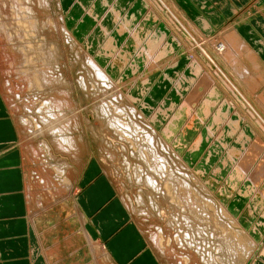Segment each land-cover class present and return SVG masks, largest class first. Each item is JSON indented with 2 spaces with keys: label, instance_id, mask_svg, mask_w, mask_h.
Segmentation results:
<instances>
[{
  "label": "rangeland",
  "instance_id": "obj_1",
  "mask_svg": "<svg viewBox=\"0 0 264 264\" xmlns=\"http://www.w3.org/2000/svg\"><path fill=\"white\" fill-rule=\"evenodd\" d=\"M149 1L151 2L150 9L152 11H149V15L145 17V20H148L150 18H153L152 21L155 20V18L151 14L153 12L155 16L157 18H160L164 24H166L173 30H176L178 33L182 34L181 36L182 38H184V40H182V44L187 48L186 50L187 53H184L185 51L184 50L183 52L174 55L176 57H173V59L177 60L183 57V58H187L189 61L191 58H197L198 60H200L204 68H206L210 72L209 74L213 75L214 77L216 76L218 79H221V85L223 86V89H226L230 92L229 94L230 97L228 98V100H230V98L232 99L231 102H233L234 108L236 107V102L234 101L236 99L241 103L243 108L247 109V111L250 113V115L253 118L257 119L259 125L263 127L262 130L264 132V120L262 119L263 118L261 116L262 114H260V111L258 112V110H256L254 106H252V104L246 98V95H249L251 99L255 102V104L257 103L256 105L260 110L261 108L264 109V106L259 102V99H261L264 96V72L260 68L261 65L259 66L258 62L257 63L254 62L251 65L248 63L246 59L244 61H242L241 59L238 60L237 57L240 56L241 54L244 56L246 55L245 52L246 50L236 45L239 47L238 49L236 46L231 44L230 40H225L226 33L222 35V37L221 35L216 36L215 34L207 38L203 37L199 39V37L195 36L193 32H190V30L186 28L184 23L182 24V22H180L181 25L173 24L174 22L169 15L171 14V10L172 11L174 10L172 8L170 10V6L168 5V2L166 0H149ZM95 2L96 0H92V4L90 5V7L95 6ZM27 3L28 5L26 6L29 7L30 10L32 9L33 14L36 15V17L38 16L37 18L39 23H44L43 27L39 25L38 27L39 29H37L36 32L37 35H35L34 40L32 41L33 42L35 41L34 43H37V41H39L41 42L42 45L43 44L46 45L47 43H49V45L54 51V55L57 53L55 55L57 56V58L53 55L56 58L55 59L54 57H52L53 63H51V65H48L46 68H40V70L38 71L40 73H38V78L36 79V81H31L29 79V70L31 69L27 67L25 59L22 58L20 54H18V47L16 45L18 44L21 45V43H18L17 40L13 39L12 37L13 30L11 28H8L10 14L8 11H4V13L0 15V17H4L0 21V24L2 23L5 27L4 30L7 31L5 33H3V31H0V55L4 54L2 55V57L4 56L7 60L5 59L6 61L5 60L2 61L3 59L0 57V91L3 95V99L6 103V106L8 107L9 114L14 119V122L17 125V129L19 131V136H20L19 144L21 145L23 151L22 152L23 157L25 156L24 157L25 167L27 170L28 183H29V193H27V197L29 198V221L34 237L35 239H37L38 251L43 257L45 264H113L110 261V259L107 258V256L105 255L101 246H99L96 242L92 241L87 234L85 235L83 233L78 216L75 215L73 211L74 208L73 196L80 188L78 182L79 177L84 169V166H86L89 160H91V162H95L101 165L103 171L106 173L111 183L113 184L117 195L129 210L132 218L139 226L141 232L147 239L149 245L157 253L162 264H179V263L183 264L182 257H186L188 259L190 257V259L188 260L189 261L188 264H207V263L208 264H221V263L247 264L249 262V259H251L253 252H251V256L249 253L248 257L246 256L238 261L237 259L232 258L233 257L231 256L232 253L228 251L229 250L228 244H226L222 239H220L219 235H217V232L215 231L217 228V223L218 225L221 224L220 221L214 220L215 216H217L215 217V219L219 220L218 215L213 209H209V206L206 205V203L204 204V200H206L207 198V200L210 199L211 201H216L218 204L220 203V205H222L224 208H227L225 203L220 202V200L216 198V193H215L216 189L211 190V188L209 187L210 183L206 182V180L211 181V179L216 178V176L213 174L212 169H214L217 162L220 160V157L216 159L213 158L214 165L205 174H203L204 176L203 178L201 177V171L199 169L196 170L197 168L196 162L199 160L200 155L195 156V154L199 152L198 149L201 147V144L203 143L201 142L199 135L205 129L206 124L200 125V127H198L197 132L194 133L192 132L193 133L192 135H190L191 133L186 132L187 134L189 133L188 139L190 136L191 139L187 144L185 140L186 145L184 147L182 146V144L184 143H183V139L180 138L181 137L180 135L175 140L172 139V135L174 131L176 136L178 135V130H179L178 128L179 124L174 123L176 121L175 116L171 117L169 121L171 124L167 123L164 129H162L161 131L162 134H161L159 132L160 126L155 127L154 126L155 122L154 121L152 122V120L154 119L153 118L154 114L156 115L155 121L156 120L160 121L163 118H165L162 109H157V107H155L153 110L157 109L155 111L156 113L154 112L152 114L151 120L150 119L148 120V117L146 116V110L147 109L149 110V108L145 106L146 103L143 105V110H139L140 103L138 102V100H140L143 97H146V95L143 93L144 88L141 89L139 88L140 91L138 93L136 86L132 88L133 86V82L131 81L132 78L129 79L128 77L126 79V76L130 75V72L138 68V64L136 62L138 60L140 62L141 61L140 59L138 60L136 59L137 61L134 62L133 66L130 61L129 64L125 67L129 55H127L128 53L126 55L122 53L123 52L122 47L117 48L116 46H114L117 54L115 52L113 53V55L109 54L108 56L107 55L105 56L103 54L100 55V52L104 46L98 47L99 40H95L94 38V40L96 41L95 45H92L89 42H87V44L85 43L86 44L85 45L83 39L75 38L70 31L71 29L68 28L66 24L65 13H67L66 12L67 7L66 6L64 7L63 0H49V1L47 0L46 2L47 6L46 4H43L39 8L38 7L32 8L30 5L32 4L31 0L28 1ZM6 9H7V5H6ZM86 12L87 9L83 7V15H85ZM156 12L158 14H156ZM87 15L92 17L90 13ZM160 15H162V18ZM49 17H52L53 19ZM99 18L101 17L98 16L96 18L98 19V21L96 20V22L100 21ZM112 19H113V13H112ZM47 21L48 23L49 21H52V24H50L49 26L48 23L46 24ZM132 21L129 20V21L121 22L120 19V22L117 23V25L121 26L117 31L118 34L123 32L124 26L126 29H129L131 26L130 30L131 31L133 30L132 33L133 34L135 33L134 35L136 36H134L135 38H132V40L129 41H131L132 43L136 42L135 47L137 49H135V51H137L138 49L141 51H145L147 49L146 44H148L149 41L151 40V42L155 43V47H156L155 50L156 54H153V56L156 55V61L153 59L152 60L153 62L157 63L165 56L164 53L162 54L164 56H160V54L158 53H160L161 50L163 49L164 51H166V53L168 52V48L166 46L167 43L166 42L164 43V37L166 33H163L160 29L158 32L152 31L149 34L148 39H146L147 41L144 40L139 42L137 40H142L145 37V35L148 33L149 29L147 30L144 26H142L139 30H137L138 26H133ZM113 22L115 23V21ZM131 22L132 25H130ZM53 23L56 29L52 26ZM45 24L48 26H45ZM102 24L103 23L101 24L99 23L98 25L99 31H100V26H102ZM171 34L174 33L171 31ZM8 37H11L13 40H8L7 39ZM172 38H173L172 42L179 41L176 35H173ZM152 39H156V40H152ZM222 40H224L225 43L221 42ZM107 41L106 42L104 41L103 44L105 45ZM241 42L243 41L241 40ZM114 44L117 45L115 42ZM90 46H92L93 48H96L95 46H97L96 48L97 50L95 51V49L90 48ZM244 47H246L250 51L249 55L254 57L253 52L245 45V43H244ZM98 48L100 49L98 50ZM158 49L160 52L158 51ZM230 49H232L233 52H235L236 54L233 53ZM221 52L224 53V56L236 57L234 62L233 61L229 62L232 65V67L230 64H228V61H226L225 57L222 55ZM121 53H122V57L124 56L123 58L124 60L120 59V61H118L117 63L114 62L115 60L113 59L116 58V56H118ZM87 56H89L90 60L95 61L96 64H98L100 69L107 74L106 77H99L96 74L95 70L88 63ZM126 57L127 59L125 60ZM173 59L171 60L168 59L164 62L161 61L160 64L162 65L163 63H167V65H169L171 61L174 62L175 64L176 62ZM122 61H124L123 64L121 63ZM10 62L11 63L14 62L13 63L14 67H12V64H9ZM112 62H114L115 64ZM118 64L120 67L118 71H116L115 73L114 72L116 69L115 66L117 65L118 67ZM146 67L149 68L148 66ZM125 68L127 69L126 71H124ZM195 68L196 67L191 69L190 71L191 73L188 74V77H185L186 80L188 79L192 80L193 77H191V75L192 74L194 75L195 74L194 72L197 71V69L194 71ZM49 69H51L50 72ZM130 69L132 70L130 71ZM154 70H157V68H154ZM223 70L225 72H223ZM227 71L232 75V77H234L239 82V85H236L232 82L230 75L227 73ZM51 72H53L54 77L52 76ZM42 73H44L45 76H43L44 74ZM145 74L148 75L147 72H145ZM163 76H165V73ZM136 77L135 80L142 78L139 75ZM54 81H56V83ZM141 81H145V78L144 79L142 78L139 82L137 81L136 85L139 86L138 83H141L140 85H143ZM84 83L86 86L84 85ZM122 83L124 86L122 85ZM127 85L128 87H126ZM48 87L51 88L49 89ZM93 87L95 89H93ZM238 87L243 89V91H245L247 94L241 92V90H239ZM210 89L211 87H209V90ZM42 90L45 92L42 93ZM115 90L120 95L117 92H115ZM208 92L213 97L214 95L216 97V93L214 92L215 93L214 94L212 89ZM177 93L180 92L177 91ZM221 96L222 97L216 103L218 106H220L223 100H225V98L227 97L226 93L222 89H221ZM55 98L57 100H55ZM44 99H46L47 101ZM138 103L139 106H137ZM211 104L212 103H210V106ZM233 104L230 103L229 105L233 107ZM107 105L115 107L117 109V112H114L113 108ZM181 107L182 108L185 107L184 104H182ZM126 108L128 109V111ZM234 108H232V110H234ZM101 109H102V113L99 114L98 111L100 110L101 112ZM131 109H134V111L132 112ZM232 110L230 109L229 111L231 114H232ZM47 112L48 113L50 112L49 114L51 113L53 114L50 115L52 118L48 116L49 114ZM58 114L60 115V117ZM139 114L141 116H139ZM39 115L41 117H39ZM54 115L55 116L57 115V118H59V120ZM113 115H115L119 119ZM123 115H125V117ZM66 116L67 118L68 117L69 118L66 119ZM70 116L71 118L73 116V118L71 119ZM125 119H127V121H125ZM116 121H120V122L122 121L121 123L124 122L127 123V126L123 127L125 128L126 133H122L120 128L117 129L118 127ZM147 121H149L150 125H148L149 123H147ZM114 122L116 125L114 124ZM48 123L54 126L53 130L47 129ZM138 123L141 125H139ZM135 125L142 127V131H140L141 130L140 128H137L138 132H134L133 126ZM55 126L56 127L58 126L57 128H59L63 132H60L59 129L56 130ZM148 126L149 128L153 129V132H150V134L148 129H143ZM61 128H65V129L63 130ZM187 128L190 131L195 130L192 124H189ZM56 133H58V135ZM151 133L156 138H154V136ZM147 135L148 137L150 136L153 138L152 142L149 140ZM202 135H203V139H206L205 136L208 137L206 133ZM214 138L216 137L214 136L208 137L209 145L213 144ZM154 140L156 141L154 142ZM140 141L143 143H141ZM58 142L60 145L58 144ZM72 142H74V144L76 145H73ZM149 142L153 144H150ZM154 144L157 146V148ZM140 146L143 149H141ZM206 146L208 145L206 144ZM144 149L146 151H144ZM151 149H153L154 153L153 151H151ZM155 150L157 151L155 157H158L156 158L157 159L156 162L159 163L160 160V163L158 165L161 168V172L159 171V173L158 172L156 173L154 171L155 170L154 166L156 165H151V163L153 164L152 161H154L152 156L156 153ZM188 150L189 153H191V155L185 156ZM158 153L161 154V156L158 155ZM148 155L150 156V159H152L151 161ZM212 155L213 154L210 153L206 156V158L204 157L205 160L203 158V162L207 163L212 158ZM233 162L234 161L228 157L227 159H223L222 162H220V164L222 163L221 165L222 167H224L225 170H227V168L231 165V168L229 169L230 171L226 175L227 177L229 176L230 181L232 180L236 182V181L245 180L246 178H249L251 177V175L254 174L252 172L250 173V175L247 174L249 170H244V173L241 172L238 173L236 171V168L239 167L244 169V167H240V165L237 162L236 163ZM250 164L252 165V163ZM251 165H249L248 168ZM140 167L143 168L141 169ZM222 167L216 168L215 173L216 174L219 173V170ZM171 169L173 170V172ZM148 171H151L150 173L152 174L153 172L155 173L153 177L152 174H150ZM146 172L148 173V175H146ZM161 173L163 176L161 175ZM182 173L184 176L182 175ZM185 176L186 177L188 176L189 178L188 177L185 178ZM161 177L162 179H159ZM169 177L172 179H170ZM182 177H184V179ZM148 178H151L153 180V184L155 182L158 184L159 183L163 184L164 187L167 189L162 187L163 185L160 184L159 186H157L158 184H154L152 187L151 184H148ZM170 180L173 182H171ZM185 180L188 183L189 181H191L192 183L190 182V184H188ZM221 181H224V179H222ZM169 182L171 184H168ZM195 183H197V185ZM185 184L187 185V188ZM191 184H193L194 188ZM199 184L202 186L201 187L202 189L200 188ZM179 185L180 186L183 185L182 187L188 190L190 189L189 190L190 192L187 193L186 189H182V187L179 188L178 187ZM159 188L161 189L159 191L160 193L158 192ZM169 188L172 190L170 191ZM174 188L176 189L174 190ZM178 189L179 192H177ZM191 189H194L195 192H193L194 190ZM181 190L183 192L185 191L186 193L185 192H184L185 194L182 193ZM198 190H200V192ZM162 192L164 197L163 195H161ZM196 192L198 194H196ZM250 192L253 193L254 198H257L259 199V201H261L262 196L261 193H259V191L257 192L255 189H250ZM176 193H178L177 194L178 197ZM180 194H182V196ZM185 195H187L188 198ZM165 196L166 197L168 196L167 197L168 199L165 198ZM179 196L183 198L186 197L187 199H183L180 197L179 200L178 199ZM201 196L203 199L201 198ZM241 196H248V191H246L245 193L241 192ZM170 197L172 198V200L175 197L174 201L178 204L174 205L175 202L172 201ZM191 200L193 203H191ZM228 200L231 201L232 198L229 197ZM180 201L182 202L180 203ZM200 201L203 202V204ZM190 203L193 204V206H191ZM180 205H183V207H180ZM194 205H196L197 208ZM192 207L194 209L191 210ZM200 207H203L201 208L203 211L200 209ZM197 209H198V213L196 212ZM190 210L191 213L194 210L196 214H199L198 217H195L196 214L195 216L192 215L193 213L191 214ZM204 211L206 212L204 213ZM212 211L215 216L213 215ZM204 214H206V217ZM184 218H187V220L185 221ZM37 219L39 220L40 223L42 222L41 225L40 223H38ZM212 220L214 221V224ZM213 226L215 227V229L213 228ZM198 230L201 231V234L199 233L200 231L197 232ZM185 232H187L190 236ZM195 232H197V234ZM185 235L189 237L186 238ZM182 236L186 239H184ZM226 245L227 247H225ZM223 248L224 251L225 249H227L226 250L227 252L225 251L224 253V251L222 250ZM227 255L228 257L229 256L230 257L229 258L226 257Z\"/></svg>",
  "mask_w": 264,
  "mask_h": 264
},
{
  "label": "crops",
  "instance_id": "obj_2",
  "mask_svg": "<svg viewBox=\"0 0 264 264\" xmlns=\"http://www.w3.org/2000/svg\"><path fill=\"white\" fill-rule=\"evenodd\" d=\"M166 1L170 6V10L171 8L174 10H171L169 15L174 22L173 24L181 25L180 22L184 23L186 28L199 39L215 34L222 37L225 32L233 31L238 35L239 40H242L253 52L259 63L258 65H261L260 68L264 72V0ZM63 3L64 7H67V13H65L66 24L71 29L73 36L77 39H83L84 44L89 42L95 45V40H99L98 47L103 46L104 41L106 42L111 38L117 44V48L122 47L123 50L122 48L121 50L126 51L129 55L125 67L130 61L132 66L134 65V62L139 59L140 50L135 51L133 43L129 41L136 36L130 30L131 26L129 29L124 26L123 32L118 34L117 31L120 25H117V23L120 22V19L121 22L133 20V26H138L137 30L142 26L147 30L149 29L142 39L143 41L147 39L152 31L158 32L160 29L163 33H166L164 37V43H167L168 48L166 55L154 67L150 68H147L146 65L150 63L152 57L145 55V60L136 62L138 68L126 76V79L128 77L133 79H131L133 82L132 88L136 86L138 93L141 88H144L143 93L146 97L138 100L140 103V106L139 103L137 104L140 108L138 109L143 110V105L146 103L145 106L149 108V110H146L148 120H151L152 114L157 109H162L165 118L160 121L156 120L154 123L155 127L160 126V129L158 128L160 133L167 123L171 124L169 122L171 117L175 116L176 121L174 123L179 124V130L176 136L174 131L172 139L175 140L180 135V138L183 139V147L191 139V136L188 139V134L191 133L190 135H192L197 132L200 125L206 124L205 129L199 135L203 143L199 148L200 150L198 149L199 152L195 154V156L200 155L199 160L196 162V170L201 171V177L203 178V174L214 165L213 158L220 157V160L212 169L216 178L211 179V181L206 180V182L210 183L211 190L216 189V198L226 204L227 209L231 210V215L236 218L242 228L254 240L256 247L247 264H264V132L257 119L253 118L236 99L234 100L236 102L234 108V104L231 102L232 99L228 100L230 92L223 89L221 79L209 74L210 72L204 68L200 60L191 58L189 61L183 57L177 60L173 59V57H176L174 55L184 50V53H187V48L182 44L184 38H182V34L164 24L153 12L151 14L155 20L152 21L153 18L145 20V17L149 15V11H152L149 0H106L103 6L96 0L93 7H90L92 0H77V2L76 0L74 2L73 0H63ZM83 7L87 9L85 15H83ZM111 10L119 12L120 16H115L112 20ZM91 11L96 12L97 16L101 17L99 22H96V17L92 18L87 15ZM156 14L158 13L156 12ZM160 16L162 18V15ZM132 22L129 24L132 25ZM99 23H103L102 26L105 30L107 29L104 35L101 30L99 31ZM169 30L174 34H171ZM173 35H176L181 43L179 41V44L177 41L172 42ZM95 47L97 48V46ZM90 48L97 50L92 46ZM146 59L147 62L144 63ZM168 59H173L176 63L174 64L171 61L169 65L167 63L160 64L161 61L164 62ZM121 63H124V61ZM119 67L118 64L115 73ZM194 67L197 71L194 75H191L192 80H186L185 77H188ZM154 68H157V70H154ZM126 70L125 68L124 71ZM223 72L225 71L223 70ZM164 73L165 76H163ZM227 73L230 75L232 82L239 85V82L228 71ZM138 75L143 79L145 78V82L141 81L143 85H140L141 83H138L139 86L136 85L137 81L139 82L142 79L135 80ZM202 79L204 82L201 81ZM209 87H211L213 93H216V97H213L207 91ZM238 88L241 92L247 94L243 89ZM221 89L227 97L218 106L216 103L222 97ZM177 91L180 93H177ZM246 98L258 112L260 111L264 120V109L261 108L260 110L256 105L257 103L255 104L249 95H246ZM210 103H212L211 106ZM230 103L233 104V107L229 105ZM182 104L185 107L182 108ZM155 107L157 109L153 110ZM230 109L232 114L229 112ZM234 122L237 124L235 125ZM189 124H192L195 130L190 131L187 128ZM231 124L236 130L232 128ZM231 130H234V133ZM205 133L208 134V137H216L212 145L208 144V137L205 136L206 139H203L202 134ZM244 135L246 138H244ZM19 140L17 125L10 116L0 91V264H45L38 251L37 239H35L30 226L29 198L27 197L29 183L25 167V156L23 157ZM252 145H257L260 148L255 146L254 150ZM233 151L236 152L233 153ZM209 153L213 154L212 158L207 163L203 162V158H206ZM238 153L241 155L234 157ZM186 155H191L189 150ZM227 157L237 162L240 167L247 166V161L250 160L252 167L247 168L249 170L247 174L250 175L252 172L256 175H252L251 179L249 177L241 181H230L229 176L226 175L230 171L231 165L225 170L221 165L222 163L220 164ZM218 167L222 168H219V173L216 174L215 170ZM222 179L224 181H221ZM78 182L80 188L73 196L74 214L78 216L83 233L101 246L105 255L113 264H162L157 253L149 245L139 226L132 218L129 210L117 195L113 184L100 164L89 160L84 166ZM250 189H255L261 193V201L254 198ZM246 191H248V196H241V192L245 193ZM229 197L232 198L231 201L228 200Z\"/></svg>",
  "mask_w": 264,
  "mask_h": 264
},
{
  "label": "bare ground",
  "instance_id": "obj_3",
  "mask_svg": "<svg viewBox=\"0 0 264 264\" xmlns=\"http://www.w3.org/2000/svg\"><path fill=\"white\" fill-rule=\"evenodd\" d=\"M1 1H3V2H1ZM28 1H30V0H0V15H2L3 13H4V11H8L9 12V14H10V16H9V23H8V28H11L12 30H13V33H12V37H13V39L14 40H17L18 41V43H21V45L20 44H18V45H16L17 47H18V54H20L21 56H22V58H24L25 59V61H26V64H27V67L29 68V69H31V70H29V79L31 80V81H36V79L38 78V73H40V72H38L39 70H40V68H46L48 65H51V63H53L52 62V57H54L55 55H54V51H53V49L51 48V46L49 45V43H47L46 45L45 44H41V42H39V41H37V43H34L32 40H34V37H35V35H37V29H39L38 27H39V25L40 26H44V23H39V21H38V16L36 17V15H34L33 14V11H32V9L30 10V8L29 7H27L26 5H28ZM32 1V4H30L31 5V7L32 8H39V7H41L43 4H46V2H47V0H31ZM49 1V0H48ZM5 2V3H4ZM98 2L100 3V4H102V5H104L105 3H106V0H98ZM31 3V2H30ZM6 5H7V9H6ZM45 6V5H44ZM46 6H47V4H46ZM46 10V9H45ZM111 12L113 13V18H115V16L116 17H118L119 16V12H117V11H113V10H111ZM90 14H91V16H92V18H94V17H98L97 16V13L95 12V13H93V11H91L90 12ZM40 17V16H39ZM2 18H4V17H0V21L2 20ZM49 18H52V17H49ZM95 18V20H97L98 21V19H96ZM41 19V18H40ZM44 19V18H43ZM53 19V18H52ZM99 19H101V18H99ZM48 20V19H47ZM50 20V19H49ZM113 20V19H112ZM115 20H117V18L115 19ZM48 23V21L46 22V24ZM45 24V26H48V25H46ZM49 26H50V24H52V21H49ZM54 28H55V26H54V23H53V25H52ZM121 27V26H120ZM4 25L1 23L0 24V31H3V33H5L7 30H4ZM7 28V29H8ZM53 28V29H54ZM52 29V28H51ZM56 29V28H55ZM60 29V28H59ZM62 30H63V28H62ZM100 30H102V33H106V30H105V28L103 27V26H100ZM133 31V30H132ZM50 32V31H49ZM36 33V34H35ZM42 33V32H41ZM63 33V32H62ZM226 33V36H225V40H230V42H231V44L232 45H234V46H236V45H238L239 47H242L244 50H246L245 52H246V55L244 56V55H242L241 54V52H240V56H238L237 57V59L239 60V59H241L242 61H244L245 59L248 61V63L249 64H253L254 62L255 63H257V60H256V58L255 57H252V56H250L249 55V50L246 48V47H244V43L243 42H241V40H239V37H238V35L237 34H235L233 31H231V30H229V31H227V32H225ZM47 34V33H46ZM103 34V35H104ZM135 34V33H134ZM67 37V36H66ZM108 38V37H107ZM106 38V39H107ZM8 40H13L11 37H8L7 38ZM37 39V38H36ZM42 39V38H41ZM109 39V38H108ZM147 39H148V37H147ZM40 40V39H39ZM45 40H46V38H45ZM152 40H156V39H152ZM137 41H139V42H141V41H143V40H137ZM145 41H147V40H145ZM113 42V40L110 38L108 41H107V43L105 44V45H103L104 47L102 48V50H101V52H100V55H113V53H115L116 51H115V48H114V46H116L115 44H114V42ZM221 42H223V43H225V41L224 40H222ZM42 43H43V41H42ZM144 43V42H143ZM53 44V43H52ZM133 45H134V48L135 49H137L136 47H135V45H136V42H134L133 43ZM139 45V44H138ZM13 46H15V45H13ZM45 48H44V47ZM54 46V45H53ZM52 46V47H53ZM238 46H236L238 49H239V47ZM16 47V48H17ZM146 47H147V49L145 50V51H141L140 50V52H139V59L140 60H145V55H149V56H151L152 57V59L153 60H155L156 61V55H154L153 56V54H156V52H155V50H156V47H155V43H153V42H151V40L149 41V43L148 44H146ZM158 47V46H157ZM164 47V46H163ZM140 48V47H139ZM2 49V48H1ZM14 49V48H13ZM45 49H47V50H45ZM143 49V48H142ZM139 50V49H138ZM232 52H233V50L232 49H230ZM158 51H159V49H158ZM157 51V52H158ZM55 52H56V50H55ZM126 51H124V52H122L124 55H126L127 54V52L125 53ZM146 52H148V53H146ZM160 52V51H159ZM248 52V53H247ZM122 53L121 54H119L118 56H116V58H114L113 60H115L114 62H118V61H120V59H122V60H124L123 58L124 57H122ZM165 54L166 55V51H164V49L163 50H161V52L160 53H158V54H160V56H164V55H162V54ZM203 53V52H202ZM222 53V55L224 56V53L223 52H221ZM233 53H235V52H233ZM116 54H117V52H116ZM236 54V53H235ZM235 54H233V55H235ZM2 55H4V54H2ZM2 55H0V57L3 59L2 61H4L6 58L3 56L2 57ZM54 55V56H53ZM159 56V57H160ZM56 58H57V56H55ZM54 57V58H55ZM146 57H148V56H146ZM159 57H157V58H159ZM167 57V56H166ZM203 57V56H202ZM205 57V56H204ZM225 57V59H226V61H228V64H230L229 62L230 61H235V59H236V57H228V56H224ZM241 57H243V58H241ZM55 58V59H56ZM91 58V57H90ZM119 58V59H118ZM206 58V57H205ZM9 59V58H8ZM55 59H53V60H55ZM102 59V58H101ZM127 59V57L125 58V60ZM150 60L149 62L150 63H148L146 66H148L149 68L150 67H154L155 65H156V62H153V60ZM207 59V58H206ZM7 60V59H6ZM5 60V61H6ZM107 60V59H106ZM113 60H111V61H113ZM57 61V60H56ZM87 61H88V63L92 66V68L95 70V72H96V74L99 76V77H106V73H104L103 72V70H101L100 69V67L98 66V64H96V62L95 61H92V60H90L89 59V56H87ZM86 61V62H87ZM110 61V62H111ZM158 61V60H157ZM114 62H112V63H114ZM126 62V61H125ZM147 62V59H146V61L144 62V63H146ZM4 63V62H3ZM14 62H10L9 64H12V67H14V64H13ZM115 64V63H114ZM123 64V63H122ZM241 64V63H240ZM54 65V64H53ZM231 65V64H230ZM243 65V64H242ZM213 66V65H212ZM51 67V66H50ZM110 67V66H109ZM231 67H232V65H231ZM116 68H117V65H116ZM215 68V67H214ZM55 69V68H54ZM92 69V70H93ZM44 70V69H43ZM196 70V68L194 69V71ZM213 70V69H212ZM46 71V70H45ZM51 71V69H49V72ZM42 72V71H41ZM90 72H92V71H90ZM52 73V76H53V72H51ZM55 73V72H54ZM57 73V72H56ZM191 73V72H190ZM195 73V72H194ZM42 74H44V73H42ZM203 74V73H202ZM56 75V74H55ZM103 75H105V76H103ZM39 76H40V74H39ZM42 76V75H41ZM43 76H45V74L43 75ZM50 76V75H49ZM89 76V75H88ZM54 77V76H53ZM209 77V76H208ZM49 78V77H48ZM95 78V77H94ZM97 78V77H96ZM42 79H43V77H42ZM50 79V78H49ZM81 79V78H80ZM87 79V78H86ZM105 79V78H104ZM203 79H204V77H203ZM202 79V81L204 82V80ZM209 79V78H208ZM40 80V79H39ZM45 80V79H44ZM43 80V81H44ZM55 80H58V79H55ZM85 80V79H84ZM97 80H100V79H97ZM97 80H95V81H97ZM189 80V79H188ZM94 81V82H95ZM205 81H206V79H205ZM46 82H48V81H46ZM45 82V83H46ZM50 82V81H49ZM55 83H56V81H54ZM111 82V81H110ZM124 82V81H123ZM143 82V81H142ZM145 82V81H144ZM41 83V82H40ZM40 83H39V85H40ZM54 83V84H55ZM58 83V82H57ZM59 83H60V81H59ZM82 83H83V81H82ZM99 83V82H98ZM179 83V82H178ZM187 83V82H186ZM206 83V82H205ZM208 83V82H207ZM51 84V83H50ZM49 84V85H50ZM78 84H80V83H78ZM225 84V83H224ZM56 85V84H55ZM54 85V86H55ZM84 85H85V83H84ZM105 85V84H104ZM122 85H123V83H122ZM121 85V86H122ZM229 85V84H228ZM58 86V85H57ZM62 86V85H61ZM86 86V85H85ZM124 86V85H123ZM81 87V86H80ZM79 87V88H80ZM84 87V86H83ZM88 87V86H87ZM110 87H111V85H110ZM113 87V86H112ZM130 87V86H129ZM230 87V86H229ZM41 88V87H40ZM49 88V87H48ZM51 88V87H50ZM49 88V89H50ZM55 88V87H54ZM85 88V87H84ZM47 89V88H46ZM93 89H95L94 87H93ZM97 89V88H96ZM124 89V88H123ZM31 90H32V88H31ZM34 90V89H33ZM85 90V89H84ZM87 90V89H86ZM98 90V89H97ZM103 90V89H102ZM107 90V89H106ZM211 90V89H210ZM209 91V90H208ZM43 92H45V91H43L42 90V93ZM63 92H65V91H63ZM113 92H114V90H113ZM115 92H117L116 90H115ZM40 93V92H39ZM68 93V92H67ZM110 93H111V91H110ZM118 93V92H117ZM199 93V92H198ZM208 93V92H207ZM119 94V93H118ZM215 94V93H214ZM115 95V94H114ZM120 95V94H119ZM43 96V95H42ZM100 96V95H99ZM127 96V95H126ZM96 97V96H95ZM119 97V96H118ZM128 97V96H127ZM214 97H215V95H214ZM53 99V98H52ZM120 99V98H119ZM118 99V100H119ZM122 99V98H121ZM129 99V98H128ZM130 99H131V97H130ZM129 99V100H130ZM44 100H46V99H44ZM54 100V99H53ZM55 100H57L56 98H55ZM126 100V99H125ZM47 101V100H46ZM59 101V100H58ZM100 101V100H99ZM111 101V100H110ZM131 102V101H130ZM259 102L264 106V96L261 98V99H259ZM58 103V102H57ZM60 103V102H59ZM105 103V102H104ZM113 103V102H112ZM38 104H41V103H38ZM63 104V103H62ZM116 105V104H115ZM43 106V105H42ZM107 106H109V105H107ZM45 107H46V105H45ZM54 107V106H53ZM63 107V106H62ZM109 107H112L113 108V111L114 112H117V109L115 108V107H113V106H109ZM145 107V106H144ZM38 108V107H37ZM49 108V107H48ZM45 109V108H44ZM50 109V108H49ZM127 109V108H126ZM98 110V109H97ZM120 110H121V108H120ZM132 110V112L134 111V109H131ZM64 111V110H63ZM62 111V112H63ZM127 111H128V109H127ZM126 111V112H127ZM130 111V110H129ZM43 112V111H42ZM99 112V114L100 113H102V109H101V112H100V110L98 111ZM131 112V111H130ZM48 113V112H47ZM47 113H45V114H47ZM50 113V112H49ZM48 113V114H49ZM60 113V112H59ZM65 113V112H64ZM111 113V112H110ZM124 113H125V111H124ZM129 113V112H128ZM156 113V112H155ZM62 114V113H61ZM81 114V113H80ZM79 114V115H80ZM135 114V113H134ZM140 114H141V112H140ZM139 114V116H141ZM252 114V113H251ZM50 115H53L52 113L51 114H49L48 116H50ZM59 115V114H58ZM102 115V114H101ZM137 115V114H136ZM37 116V115H36ZM43 116V115H42ZM55 116V115H54ZM99 116V115H98ZM113 116H115V115H113ZM124 117H125V115H123ZM133 116V115H132ZM164 116V115H163ZM39 117H41L40 115H39ZM47 117V116H46ZM51 117V116H50ZM56 118H57V115L55 116ZM59 117H60V115H59ZM116 117V116H115ZM45 118V117H44ZM52 118V117H51ZM69 118V117H68ZM67 118V116H66V119H68ZM70 118H71V116H70ZM72 118H73V116H72ZM71 118V119H72ZM100 118V117H99ZM116 118H118V117H116ZM121 118V117H120ZM128 118V117H127ZM131 118V117H130ZM153 120H152V122L154 121L155 122V118H156V115L154 114L153 115ZM58 120H59V118H57ZM57 119H56V121H57ZM66 119H65V121H66ZM74 119H76V118H74ZM105 119V118H104ZM119 119V118H118ZM44 120V119H43ZM49 120V119H48ZM70 120V119H69ZM55 121V122H56ZM71 121V120H70ZM73 121V120H72ZM125 121H127V119H125ZM40 122V121H39ZM59 122V121H58ZM85 122H86V120H85ZM122 122V121H121ZM120 121H116V123H117V129H119L120 128V130H121V132L122 133H126L125 132V128H123V127H125V126H127V123H121ZM138 122V121H137ZM143 122V121H142ZM151 122V121H150ZM63 123H64V121H63ZM68 123V122H67ZM72 123V122H71ZM70 123V124H71ZM147 123H149V121H147ZM230 123V122H229ZM235 123V122H234ZM35 124V123H34ZM114 124H115V122H114ZM139 124V123H138ZM233 124V123H232ZM231 124V125H232ZM237 123H235V125H236ZM48 125V128L47 129H49V130H53L54 129V126L52 125V124H47ZM62 125V124H61ZM116 125V124H115ZM137 125V124H136ZM133 126V128H134V132H138L137 130V128H140L141 130L140 131H142V127H140V126ZM139 125H141V124H139ZM148 125H150V123L148 124ZM40 126V125H39ZM113 126V125H112ZM145 126V125H144ZM143 126V127H144ZM36 127V126H35ZM38 127V126H37ZM41 127V126H40ZM56 127V126H55ZM58 127V126H57ZM56 127V130L57 129H59V128H57ZM64 127V126H63ZM68 127V126H67ZM69 127H71V126H69ZM235 127V126H234ZM237 127V126H236ZM232 128H233V125H232ZM46 129V130H47ZM61 129H65V128H61ZM116 129V130H117ZM143 129H148L149 130V134H150V132H153V129L152 128H149V126L148 127H146V128H143ZM231 129V128H230ZM229 129V130H230ZM233 129H235V128H233ZM40 130V129H39ZM45 130V129H44ZM60 130V129H59ZM58 130V131H59ZM66 130H67V128H66ZM69 130V129H68ZM226 130V129H225ZM236 130V129H235ZM113 131V130H112ZM233 133H234V130H231ZM41 132H42V130H41ZM40 132V133H41ZM60 132H63L62 130H60ZM70 132V131H69ZM230 132V131H229ZM115 133H117V132H115ZM228 133V132H227ZM240 133V132H239ZM57 135H58V133H56ZM148 134V133H147ZM152 134V133H151ZM241 134V133H240ZM131 135H133V134H131ZM144 135V134H143ZM142 135V136H143ZM153 135V134H152ZM208 135V134H207ZM210 135V134H209ZM224 135V134H223ZM128 136V135H127ZM130 136V135H129ZM154 136V135H153ZM241 136V135H240ZM245 136V135H244ZM61 137V136H60ZM147 137H148V135H147ZM122 138V137H121ZM134 138V137H133ZM145 138H146V136H145ZM144 138V139H145ZM149 138V140L152 142V140H153V138L152 137H148ZM154 138H156L155 136H154ZM200 138V137H199ZM240 138V137H239ZM244 138H246V136L244 137ZM55 139V138H54ZM57 139V138H56ZM136 139H137V137H136ZM134 140V139H133ZM146 140V139H145ZM144 140V141H145ZM237 140H239V139H237ZM73 141V140H72ZM139 141V140H138ZM156 140H154V142H155ZM198 141V140H197ZM68 142H69V140H68ZM141 142V141H140ZM158 142V141H157ZM247 142H249V141H247ZM64 143V142H63ZM73 143V145H76V144H74V142H72ZM130 143V142H129ZM141 143H143V142H141ZM150 143V142H149ZM198 143H200V142H198ZM43 144V143H42ZM58 144H59V142H58ZM70 144V143H69ZM138 144V143H137ZM150 144H153V143H150ZM252 144V143H251ZM57 145V144H56ZM60 145V144H59ZM65 145V144H64ZM141 145V144H140ZM146 145V144H145ZM155 145V144H154ZM159 145H160V143H159ZM162 145V144H161ZM139 146V145H138ZM156 146V145H155ZM154 146V147H155ZM252 146H254V145H252ZM256 146V148H260V147H258L257 145H255ZM255 146H254V150H255ZM66 147V146H65ZM147 147V146H146ZM69 148V147H68ZM76 148V147H75ZM140 148H141V146H140ZM156 148H157V146H156ZM164 148V147H163ZM141 149H143V148H141ZM147 149V148H146ZM149 149H150V147H149ZM162 149V148H161ZM233 149V148H232ZM231 149V150H232ZM262 149V148H261ZM157 150V149H156ZM155 150V151H156ZM168 150V149H167ZM62 151H64V150H62ZM144 151H146L145 149H144ZM151 151H153V149H151ZM237 151V150H236ZM236 151H233V153H235ZM238 152V151H237ZM50 153V152H49ZM153 153H154V151H153ZM160 153V152H159ZM158 153V155H160L161 156V154H159ZM163 153V152H162ZM244 153V152H243ZM242 153V154H243ZM147 154H148V152H147ZM151 154V153H150ZM156 154H157V151H156V153L152 156L153 157V160L154 161H152L153 162V164L151 163V165H156V166H154L153 168L155 169L154 171L157 173H159V171L161 172V168H160V166L158 165L159 163H160V160H159V163H157L156 162V158H158V157H155L156 156ZM210 154V153H209ZM240 153H238V154H235V156L234 157H236L237 155H239ZM245 154V153H244ZM152 155V154H151ZM232 155H234V154H232ZM241 155V154H240ZM239 155V156H240ZM149 156V155H148ZM144 157V156H143ZM243 157V156H242ZM245 157V156H244ZM248 157V156H247ZM164 158V157H163ZM147 159V158H146ZM149 159H150V156H149ZM245 159V158H244ZM152 159H150V161H151ZM165 160H167V159H165ZM248 160V159H247ZM252 161V160H251ZM171 162V161H170ZM169 162V163H170ZM248 162V164H247V166H244V169L243 168H239V167H237L236 168V171L239 173V172H241V173H244V170H247V168H248V166L249 165H251L250 163V160H248L247 161ZM163 163H165V162H163ZM236 163V162H235ZM245 163V162H244ZM171 164V163H170ZM163 165V164H162ZM164 165H167V164H164ZM262 165V164H261ZM158 167V168H157ZM162 167V166H161ZM165 167V166H164ZM172 167V166H171ZM171 167H169V168H171ZM263 167H264V165H263ZM141 168V167H140ZM143 168V167H142ZM141 168V169H142ZM146 168V167H145ZM153 168H150V169H153ZM163 168V167H162ZM261 168H262V166H261ZM56 169V168H55ZM139 169V168H138ZM68 170V169H67ZM165 170H166V168H165ZM169 170V169H168ZM167 170V171H168ZM172 170V169H171ZM64 171V170H63ZM167 171H165V172H167ZM149 173L151 172V171H148ZM170 172V171H169ZM168 172V173H169ZM172 172H173V170H172ZM65 173V172H64ZM139 173H141V172H139ZM164 173V172H163ZM68 174V173H67ZM150 174H152V173H150ZM155 173L153 172V174H152V177H153V175H154ZM166 174V173H165ZM174 174V173H173ZM260 174V173H259ZM144 175V174H143ZM143 175H140V176H143ZM146 175H148V173L146 172ZM161 175H162V173H161ZM182 175H183V173H182ZM244 175V174H243ZM254 176L256 175V174H253ZM64 176H65V174H64ZM139 176V177H140ZM157 176H160V175H157ZM163 176V175H162ZM170 176V175H169ZM184 176V175H183ZM252 176V175H251ZM253 176V177H254ZM258 176V175H257ZM61 177V176H60ZM69 177V176H68ZM139 177H138V179H139ZM146 177V176H145ZM188 177V176H187ZM186 176H185V178H187ZM63 178V177H62ZM144 178V177H143ZM158 178V177H157ZM167 178V177H166ZM170 178V177H169ZM183 179H184V177H182ZM189 178V177H188ZM251 178V177H250ZM256 178V177H255ZM159 179H162V177L161 178H159ZM170 179H172V178H170ZM175 179V178H174ZM173 179V180H174ZM182 179V180H183ZM65 180V179H64ZM144 180V179H143ZM155 180H158V179H155ZM154 180V181H155ZM168 180V179H167ZM180 180V179H179ZM178 180V181H179ZM197 180V179H196ZM146 181V180H145ZM161 181V180H160ZM171 181V180H170ZM181 181V180H180ZM186 181V180H185ZM147 182V181H146ZM164 182H166V181H164ZM171 182H173V181H171ZM175 182V181H174ZM183 182V181H182ZM187 182V181H186ZM190 182L191 181H189V183L188 184H190ZM198 182V181H197ZM162 183H163V181H162ZM178 183V182H177ZM184 183V182H183ZM182 183V184H183ZM192 183V182H191ZM200 183V182H199ZM148 184H151L152 185V187H153V185L154 184H158V183H154L153 184V180L151 179V178H148ZM160 184V183H159ZM159 184L157 185V186H159ZM168 184H171L170 182L168 183ZM176 184V183H175ZM196 185H197V183H195ZM160 185H163V184H160ZM181 185V184H180ZM178 186L179 188H181L182 186ZM186 185V184H185ZM185 185H184V187H185ZM192 186H193V184H191ZM199 186H200V188L202 187L200 184H199ZM199 186H198V188H199ZM162 187H164V185L162 186ZM168 187V186H167ZM174 187V186H173ZM197 187V186H196ZM196 187H195V189H196ZM155 188H156V186H155ZM154 188V189H155ZM165 188V187H164ZM171 188V187H170ZM169 188V190L171 191L172 189H170ZM186 188H187V185H186ZM186 188H183L182 187V189H186ZM193 188H194V186H193ZM165 189H167V188H165ZM176 188H174V190H175ZM202 189V188H201ZM200 189V190H201ZM161 189L159 188V190H158V192L160 191ZM187 190V193H189L190 191V189L188 190V189H186ZM191 190H194V189H191ZM200 190H198L199 192H200ZM156 191V190H155ZM166 191V190H165ZM182 191V190H181ZM157 192V191H156ZM176 192V191H175ZM177 192H179V189L177 190ZM185 192V191H184ZM183 191H182V193H184ZM193 192H195V190L193 191ZM160 193V192H159ZM172 193V192H171ZM170 193V194H171ZM186 193V192H185ZM184 193V194H185ZM203 193V192H202ZM167 194V193H166ZM178 193H176V195H177ZM194 194V193H193ZM196 194H198L197 192H196ZM161 195H163V192H162V194ZM168 195V194H167ZM172 195V194H171ZM181 196H182V194H180ZM190 195V194H189ZM203 195V194H202ZM181 196H179V200H180V197ZM185 196H187V195H185ZM163 197H164V195H163ZM168 197V196H167ZM166 196H165V198H167ZM176 197V196H175ZM174 197V198H175ZM177 197H178V195H177ZM194 197H195V195H194ZM174 198H173V200H172V198L170 197V199L172 200V201H174ZM181 198H183V197H181ZM187 198H188V196H187ZM186 197L185 198H183V199H187ZM201 198H202V196H201ZM168 199V198H167ZM169 199V200H170ZM203 199V198H202ZM212 199V198H211ZM179 200H178V202H179ZM188 200H190V199H188ZM196 200V199H195ZM198 200V199H197ZM184 201H186V200H184ZM175 202V201H174ZM173 202V203H174ZM182 201H180V203H181ZM190 202V201H189ZM201 202V201H200ZM173 203H171V204H173ZM191 203H193L192 202V200H191ZM190 203V205L191 206H193V204H191ZM202 204H203V202H201ZM206 203V205H208L209 206V209H213L215 212H216V214L218 215V219L219 220H217V219H215V217H217V216H215L214 215V213H213V211H212V213H213V215L215 216L214 217V220H216V221H220L221 222V224H219L218 225V223H217V228H216V232H217V235H219V237H220V239H222L226 244H228V251H230L231 253H232V255L231 256H233L232 258H235V259H237V261L238 260H241L242 258H244V257H248V255H249V253H250V256H251V252H253V250L255 249V247H256V245H255V242H254V240L250 237V235L242 228V226H241V224L236 220V218H234L233 216H231V214H229V213H231L230 211H229V209H227V208H224L222 205H220V203L218 204L216 201H211L210 199L209 200H207V198H206V200H204V204ZM176 204H178V203H176L175 202V204L174 205H176ZM184 204V203H183ZM186 204V203H185ZM188 204V203H187ZM197 205V204H196ZM196 205H194L195 207H196ZM179 206V205H178ZM189 206V205H188ZM188 206H185V207H188ZM190 206V207H191ZM180 207H183V205H180ZM180 207H178V208H180ZM184 207V208H185ZM197 208V207H196ZM201 208H203V207H200V209ZM205 208H206V206H205ZM190 209V208H189ZM192 209H194L193 207L191 208V210ZM199 209V208H198ZM198 209H197V213H198ZM191 210H190V213H191ZM202 210V209H201ZM203 211V210H202ZM188 212V211H187ZM196 212H194V210H193V214L192 215H194L195 216V214H196ZM206 211H204V213H205ZM207 212H208V210H207ZM189 213V212H188ZM187 213V214H188ZM201 213V212H200ZM207 214V213H206ZM206 214H204L205 215V217H206ZM198 215L199 214H196V216L195 217H198ZM211 215V214H210ZM203 216V215H202ZM186 217V216H185ZM207 217H208V215H207ZM210 217V216H209ZM182 218V217H181ZM194 218V217H193ZM211 218V217H210ZM209 218V219H210ZM185 219V221L187 220V218H184ZM204 219V218H203ZM212 219V218H211ZM38 220V219H37ZM202 220V219H201ZM207 220V219H206ZM206 220H204V221H206ZM44 221V220H43ZM184 221V222H185ZM188 221H190V220H188ZM183 222V223H184ZM212 222H213V224H214V221L212 220ZM38 223H40L39 222V220H38ZM42 223V222H41ZM41 223H40V225H41ZM205 223V222H204ZM188 224V223H187ZM186 224V225H187ZM202 224V223H201ZM200 225V224H199ZM207 225H209V224H207ZM34 226V225H33ZM182 226V225H181ZM195 226V225H194ZM183 227V226H182ZM201 227V226H200ZM205 227H206V225H205ZM212 227V226H211ZM210 227V228H211ZM198 228V227H197ZM213 228L215 229V227L213 226ZM190 229H192V228H190ZM213 230V229H212ZM200 230H198L197 232H199ZM184 232V231H183ZM197 232H195L196 234H197ZM210 232H212V231H210ZM215 232V233H216ZM186 234H188L187 232H185ZM200 234H201V231L199 232ZM183 234V233H182ZM189 235V234H188ZM211 235V234H210ZM181 236V235H180ZM186 236V235H185ZM190 236V235H189ZM189 236H186V238L187 237H189ZM183 237V236H182ZM44 238V237H43ZM46 238H48V237H46ZM184 238V237H183ZM186 238H184V239H186ZM200 239V238H199ZM202 239V238H201ZM179 240V239H178ZM177 240V241H178ZM219 240V239H218ZM221 240V241H222ZM158 241H159V239H158ZM222 241V242H223ZM200 242H202V241H200ZM221 243V242H220ZM214 244V243H213ZM162 245V244H161ZM191 245V244H190ZM207 245V244H206ZM223 245H224V243H223ZM222 245V246H223ZM166 246V245H165ZM196 247V246H195ZM194 247V248H195ZM216 247V246H215ZM217 247H218V245H217ZM225 247H227V245L225 246ZM165 249V248H164ZM218 249V248H217ZM223 251H224V248L222 249ZM221 250V251H222ZM227 249H225V251H226ZM196 251V250H195ZM225 251H224V253H225ZM218 252V251H217ZM227 252V251H226ZM174 253V252H173ZM205 253V252H204ZM220 253V252H219ZM199 254V253H198ZM229 254V253H228ZM261 254V253H260ZM216 255V254H215ZM184 256H186V255H184ZM178 257V256H177ZM181 257V256H180ZM211 257V256H210ZM226 257H228V255L226 256ZM230 257V256H229ZM228 257V258H229ZM183 258V259H182ZM181 259H182V262H183V264H188V260L190 259V257H189V259L188 258H186V257H182ZM208 258H209V256H208ZM212 258V257H211ZM222 258V257H221ZM232 258H230V259H232ZM180 259V260H181ZM217 259V258H216ZM178 260V259H177ZM203 260V259H202ZM201 260V261H202ZM211 260V259H210ZM225 260V259H224ZM250 260V259H249ZM57 261V260H56ZM208 261H209V259H208ZM218 261H219V259H218ZM245 261V260H244ZM52 262H54V261H52ZM236 262V261H235ZM212 263V262H211ZM179 264H181V263H179ZM208 264V263H207ZM222 264V263H221ZM235 264V263H234ZM238 264H240V263H238Z\"/></svg>",
  "mask_w": 264,
  "mask_h": 264
}]
</instances>
